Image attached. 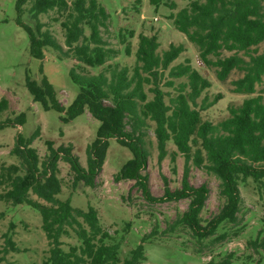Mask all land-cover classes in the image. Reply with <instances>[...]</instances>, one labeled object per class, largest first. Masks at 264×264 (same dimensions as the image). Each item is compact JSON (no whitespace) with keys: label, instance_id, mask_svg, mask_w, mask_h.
I'll list each match as a JSON object with an SVG mask.
<instances>
[{"label":"trees","instance_id":"1","mask_svg":"<svg viewBox=\"0 0 264 264\" xmlns=\"http://www.w3.org/2000/svg\"><path fill=\"white\" fill-rule=\"evenodd\" d=\"M186 1L187 5L170 14L169 19L175 30L195 46L201 63L214 68L219 81H225L232 71L243 73L232 82V92L247 97L238 107H229V116L219 123L202 121L200 115L218 98L214 101L204 98L199 106L197 104L202 93L210 88V82L193 69L188 60L171 66L185 51L184 47L170 45L158 54L159 43L155 36L139 35L131 72L118 65H107L97 75L79 73L71 68L69 77L79 90L67 107L59 103L45 76L39 84L27 81L32 100L44 111H55L63 115L64 122H71L86 110L99 122L95 139L86 147L85 168L70 147L53 149L50 143L49 155L40 164L36 150L30 146L39 131L27 139L17 135L10 154L17 158L18 164L0 165V202L11 206L27 205L41 216V229L49 246L48 256L42 264H139L145 261L143 244L152 240L155 229L143 237L129 258L121 261L118 256L120 243L102 229L97 211L93 207L86 211L76 209L69 199L58 198L61 193L57 177L59 161L69 165L74 185L82 183L94 188L111 140L131 154L114 176L116 182L134 181L149 203L189 200L186 211L163 233L187 228L198 253L206 248L204 242L211 237H214L211 242L221 243L237 235L236 231L230 235L224 228L227 224L237 225L241 185L251 181L264 204V88L259 93L256 91V86L264 81V50L260 54L250 53L252 48L264 42V0ZM148 3L155 8H176L172 0H148ZM16 10L17 23L27 34L29 53L34 59L43 60L44 51L50 48L57 51L60 58H71L79 67L92 68L103 67L118 54L103 39L102 30L107 28L109 14L97 0H16ZM52 11L57 14L54 21H58L59 16L63 18L60 27L65 51L39 20L41 15ZM23 13L29 16L30 23L22 21ZM125 52L129 53L128 46ZM222 52L231 55L222 57ZM239 53L246 54L248 60ZM166 71L169 78L184 79L174 89V95L164 92L158 85ZM173 85L172 81L167 83L168 87ZM7 106L8 101L1 99L0 113ZM149 123L153 124L159 160L167 156L168 143H172L185 159L181 187L171 191L166 186L159 198L151 195L148 177L142 174L149 158L145 141ZM12 124L22 126L23 117L9 120L8 125ZM174 159L173 153L172 161ZM190 161L218 180V195L224 202L205 225L200 214L209 189L204 184L190 185ZM12 228L5 238V252L16 250L10 233ZM222 228L225 231L216 235ZM71 233L80 245L63 251L61 238ZM260 234L247 245L255 251H264V237L260 239ZM230 260L231 254L220 264H230Z\"/></svg>","mask_w":264,"mask_h":264},{"label":"rangeland","instance_id":"2","mask_svg":"<svg viewBox=\"0 0 264 264\" xmlns=\"http://www.w3.org/2000/svg\"><path fill=\"white\" fill-rule=\"evenodd\" d=\"M172 1L176 4L174 10L165 6L155 8L148 3V0H97L109 14L107 28L102 30L103 39L107 46L116 50L118 54L103 67L83 68L71 58H60L59 53L50 48L44 51L43 60L32 58L27 34L17 23L16 0H0V100L8 101L7 109L0 113V165L18 164L17 158L10 154L17 135L27 139L39 131L38 137L30 146L36 150L40 164L45 162L49 155L48 143H50L53 149L70 147L72 154L85 168L86 147L95 139L99 122L86 110L73 121L64 122L62 114L52 110L44 111L32 100L26 83L33 81L39 84L45 76L52 85L59 103L67 107L79 90L72 83L69 70L73 68L79 73L97 75L105 70L107 65H118L119 68L127 67L131 72L135 66L139 35L155 36L159 43L158 54L167 50L170 45H182L185 51L171 66L188 60L192 68L211 84L197 100L198 106L204 98H207V101L218 98L212 107L200 112L202 121L217 124L227 118L228 108L238 107L247 97L232 92V82L241 78L243 73L235 70L225 81L217 80L215 69L205 67L201 63L195 46L175 30L169 19V15L185 7L187 1ZM21 18L25 23L31 22L26 13H23ZM55 18L57 14L52 11L41 15L39 20L44 25V29L52 33L65 51L67 48L60 27L63 18L59 16L58 21H54ZM127 46L128 54L125 52ZM263 50L264 42L252 48L250 53L256 51L260 54ZM230 55L231 53L222 52L221 56ZM239 55L248 60L246 54L239 53ZM210 59L215 58L210 57ZM170 81L174 85L168 87L167 83ZM182 81L184 79L169 78L166 71L158 85L164 92L174 95V89ZM263 88L264 81L256 86L257 93ZM148 98H151L150 94ZM21 116L24 120L22 126L8 125L9 120L14 121ZM126 129L129 130L128 127ZM145 141L149 158L142 174L148 177L151 195L155 198L162 197L166 186L171 191L179 189L185 170L184 157L177 153L172 143H168L167 156L159 160L152 123H149ZM173 153L174 161H172ZM130 158L131 154L126 148L111 140L103 167L95 179L94 188L85 187L82 183L74 185V176L69 165L63 161H59L57 172L61 184L58 198L69 199L72 207L83 211L93 207L97 211L102 229L120 243L118 256L121 261L129 258L130 252L142 242L143 237L155 229L156 235L151 241L143 244L146 259L139 264H209L210 262L220 264L230 254V264H264V251L259 249L255 251L247 246L249 241L258 237L259 232L260 239L264 237V204L251 181L240 186L241 203L237 225L227 224L224 228L230 235L234 231L237 235L221 243L211 242L214 238L211 237L204 242L206 248L198 253L195 240L187 228H177L173 233H163L186 211L189 200L149 203L143 198L134 181L114 180V176ZM188 167L190 185L198 187L204 184L209 189L208 199L200 214L205 225L219 212L224 203L218 195V180L204 170L196 168L191 161ZM32 198L36 199L35 196ZM41 224L39 212L31 207L11 206L0 202V264H42L48 256L49 246ZM12 226L10 233L16 250L5 252V238ZM224 229H219L216 235L224 232ZM61 242L63 251H67L70 246L80 245L73 233L68 237H62Z\"/></svg>","mask_w":264,"mask_h":264}]
</instances>
